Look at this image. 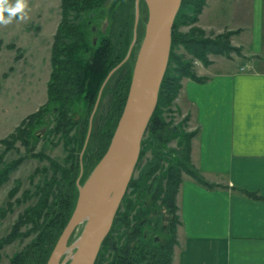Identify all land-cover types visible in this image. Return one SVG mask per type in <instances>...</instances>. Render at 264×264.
I'll return each mask as SVG.
<instances>
[{"label":"rangeland","instance_id":"374dc122","mask_svg":"<svg viewBox=\"0 0 264 264\" xmlns=\"http://www.w3.org/2000/svg\"><path fill=\"white\" fill-rule=\"evenodd\" d=\"M136 8V0H105L99 16L92 22L90 21L93 30L92 44H95L113 29L112 23L116 29L118 27L119 29L120 27L127 28V32H122V38L125 37L127 44H125L126 47L123 49L121 58L111 67V70L115 69L112 72L110 70L99 82L101 84L96 88L97 95L93 101L88 102V93L84 92L80 100L70 106L67 117L72 119V123L68 129L67 138L61 132L54 134L52 131L58 117V114L54 115L53 106L46 105L39 120L30 117L32 113L42 108L47 100V85L51 73V47L61 20V0H26L23 18L17 14V17H14L10 23H0V173L4 172L8 165L18 161L8 171L6 180L0 184V264H11L15 254L33 249L31 245L38 236L41 222L44 221V213L48 208L44 210L42 217L37 219V223L31 221L24 223L19 227L18 234L13 241L2 243L5 237L12 232L19 217L34 207L40 201L41 194L46 191L50 192L47 198L48 206L56 205V202L59 204V197H54L58 195V184L63 189L66 183L73 181L78 194V185L85 181L107 150L125 105L134 64L148 19L146 0H139V18L134 32ZM179 22L175 29L173 28L174 32L188 33L191 28L199 27L198 20L194 25L185 24L182 20ZM134 33L136 35L133 41ZM205 33L208 38L218 35L209 33V31H205ZM230 39L229 36L232 45ZM131 44L129 56L122 62L128 54ZM173 51L184 58L191 57L182 44H177ZM231 56L234 57L236 54ZM226 57L224 56V59ZM120 62L121 65H119ZM201 64L199 60H193L196 73ZM185 78L180 80L181 87ZM176 99L161 109L163 112L161 116L171 129L164 133L165 142L158 148H164L170 153L165 154L168 156L160 160L162 168L152 177L146 179L147 185L151 184L153 177L157 180L162 179L164 185L162 169L166 168L168 161L171 160L170 154L177 153L181 156V148L186 143L183 135L186 136L190 132L197 131L189 123L191 114L183 113L179 106L180 103L179 101L177 103ZM181 102L183 103L182 100ZM18 128L29 130V134H26L24 138L23 135L20 139L19 137L15 138ZM147 129L142 139L143 143L141 142L140 156L131 179L138 178L142 168L154 159L152 146L145 142L148 135ZM21 133L23 132L21 131ZM190 162L188 166L192 165L197 169L196 165L192 161ZM73 174L75 176H72ZM58 181L59 183H56ZM42 190L46 191L42 192ZM125 194L128 196L127 199L131 198L133 201V208L129 212L130 225L127 226L120 221L115 222L110 235L111 239L109 238V245L113 244L117 248L103 247L101 249L102 262L98 264H110L113 260L116 262L117 256L124 254L116 250L127 246L128 240L130 241L129 246L133 245L135 239H128L131 233L130 226H133L139 218L145 220L143 225L149 238L157 235L158 241L163 237L166 242L172 236L167 231L171 214L162 205L160 197H154L155 192H144L143 198L139 200L135 199V195L129 187ZM125 204L118 208L119 211L117 210L119 218L124 211ZM82 227L83 223L71 234L68 240L69 246L75 243ZM161 227V230H157ZM176 243L172 245L173 249ZM69 253H72L71 249H69ZM62 258L63 264L69 263V259L64 255ZM142 263L146 264L145 261ZM27 264H33V262L28 261Z\"/></svg>","mask_w":264,"mask_h":264},{"label":"crops","instance_id":"0c3cea01","mask_svg":"<svg viewBox=\"0 0 264 264\" xmlns=\"http://www.w3.org/2000/svg\"><path fill=\"white\" fill-rule=\"evenodd\" d=\"M198 23L230 32L241 56L211 54L205 80L186 77L176 97L197 129L191 161L214 186L183 173L171 264H264V0H206Z\"/></svg>","mask_w":264,"mask_h":264},{"label":"trees","instance_id":"16d2710c","mask_svg":"<svg viewBox=\"0 0 264 264\" xmlns=\"http://www.w3.org/2000/svg\"><path fill=\"white\" fill-rule=\"evenodd\" d=\"M104 2L105 0H61V20L56 29L51 47V73L47 85V100L43 107L32 113L30 117L39 120L46 105L53 106L54 115L58 114V117L52 131L54 134L61 132L65 135V138L68 137L66 135L72 123V119L67 117L70 106L80 100L84 92L88 93V102L91 103L93 101V98L97 95L96 88L101 84L99 82L111 70L115 62L121 58L123 49L126 47L125 44H127L125 37L122 38V32H127V28L120 27L119 29L118 27L116 29L114 23H112L113 29L107 35L102 36L100 40L92 44L93 30L90 26V21L92 22L99 16ZM204 4L205 0H182L173 28L175 29L176 24H179L180 20L185 24L194 25ZM173 28L168 66L161 82L156 108L147 127L148 135L145 138V142L152 146L154 159L150 160L142 168L138 178L131 179L128 184L129 189L135 195V199L143 198L144 192H155V195L153 194L154 197H160L162 205L171 214L168 225L169 230L167 231L172 236L169 239L167 238L166 242H164L165 240H163L162 236V240L158 242L153 239V236H150V238L149 235L144 237L145 226L143 224L145 220H140L142 218H139L138 215L137 219L139 218V220L133 226H130L131 233L128 239H135L133 245L129 246L130 241L128 240L127 246H124L125 248L123 246L118 248L116 251L124 254L117 256V261L113 260L110 264H144L142 263L143 261L146 264H171L172 245L176 243L174 236H176V226L179 223V218L176 214L175 196L181 182L182 173L189 174L205 186H214V184L208 183L200 176L198 169L192 165H190L191 167L188 166V163H191V138L196 135V130L186 136L183 135L186 143L181 148V156L177 155V153L170 154L171 160L168 161L167 167L162 169L163 179L165 180L164 185L162 179L157 180L155 177L152 179L153 183L151 182L148 185L146 183V179L152 177L155 172L162 168L159 163L160 160L168 156L165 154L170 153L164 148H158L165 142L164 133L171 129L161 116L163 113L162 107L170 105L175 100L181 87L180 80L183 77L199 82L205 80V77L196 73L193 60H199L202 65L207 66L211 63L209 54H221L229 57L231 52L240 53L239 48L230 44V33H221L213 38H208L205 31L198 26L191 28L188 33L174 32ZM177 44H182L191 57L187 59L180 54H176L173 50ZM172 130L174 129L172 128ZM21 131L23 133L20 134ZM28 132L29 130L27 129L18 128L14 137H19L20 139L21 135H23L24 138L26 134H29ZM25 139L28 141L27 138ZM17 162L8 165L4 172L0 173V184L6 180L8 171ZM72 176H75V174ZM56 183H59V181ZM66 186L67 188L65 189ZM66 186L62 189L59 184L57 185L58 195L54 197H59V204L56 202V205L53 204L51 206H48L47 203L50 192L42 190V192H46L41 194L40 201L19 217L12 232L2 241V243L13 241L21 225L28 221L37 223V219H40L44 210L48 208L44 213V221L41 222L42 225L40 224L41 228L38 236L31 245L33 249L15 254L11 264H27L28 261H32L33 264L46 263L75 205L77 187L73 181L66 183ZM244 193L254 196L251 192L244 191ZM127 198L128 196L125 194L121 202L123 205L126 203L124 211L121 213L120 218L118 217L119 210L117 211L112 227L103 240L95 264L102 262L101 256L103 254L101 249L103 247L117 248L113 244L109 245L111 231L115 222L120 221V223H125L127 226L130 225L129 212L133 208V201L131 198ZM140 217H143V215H140ZM162 227L157 230H161Z\"/></svg>","mask_w":264,"mask_h":264},{"label":"water","instance_id":"95a60500","mask_svg":"<svg viewBox=\"0 0 264 264\" xmlns=\"http://www.w3.org/2000/svg\"><path fill=\"white\" fill-rule=\"evenodd\" d=\"M181 2L146 0L148 19L123 111L107 150L78 185L74 209L45 264H63L62 257L68 248L73 249L68 264H95L134 173L144 133L158 102L170 56L173 23ZM138 3L136 0L134 32L139 18ZM132 44L122 62L129 56ZM81 223L79 237L69 246L71 234Z\"/></svg>","mask_w":264,"mask_h":264},{"label":"clouds","instance_id":"9594fccd","mask_svg":"<svg viewBox=\"0 0 264 264\" xmlns=\"http://www.w3.org/2000/svg\"><path fill=\"white\" fill-rule=\"evenodd\" d=\"M26 0H0V23L8 24L19 14L24 17Z\"/></svg>","mask_w":264,"mask_h":264},{"label":"bare ground","instance_id":"6f19581e","mask_svg":"<svg viewBox=\"0 0 264 264\" xmlns=\"http://www.w3.org/2000/svg\"><path fill=\"white\" fill-rule=\"evenodd\" d=\"M69 249H71V248H68L66 251H65V253H64V257L65 258H69L70 256H71V254L72 253H69ZM72 250V252H73V249H71Z\"/></svg>","mask_w":264,"mask_h":264},{"label":"flooded vegetation","instance_id":"af4514ba","mask_svg":"<svg viewBox=\"0 0 264 264\" xmlns=\"http://www.w3.org/2000/svg\"><path fill=\"white\" fill-rule=\"evenodd\" d=\"M163 219V218H162ZM164 220V219H163ZM145 231V233H144V237H148V235L146 234V229L144 230ZM153 239L155 240V241H158V239H157V235H153ZM134 242V241H133Z\"/></svg>","mask_w":264,"mask_h":264}]
</instances>
